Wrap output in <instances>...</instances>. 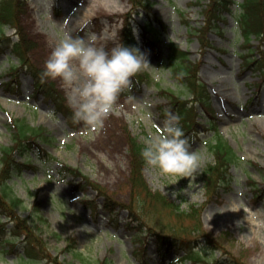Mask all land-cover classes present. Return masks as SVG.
<instances>
[{"label":"rangeland","instance_id":"1","mask_svg":"<svg viewBox=\"0 0 264 264\" xmlns=\"http://www.w3.org/2000/svg\"><path fill=\"white\" fill-rule=\"evenodd\" d=\"M145 1L147 7L140 6L137 11L135 8L131 10L130 0H116V11L96 6L86 15L81 14V10L89 7L82 0H28L21 22L31 38L41 43L40 47L29 53L31 61L41 68H45L46 60L65 33L86 41L94 36L95 44L108 51L118 46L119 34L130 12L138 34L142 33L141 27L146 25L147 19L155 27L160 26L162 32L157 40L150 33L140 50L149 64L145 70L152 73V79H144L139 88L131 86L130 90L124 91L100 130L92 129L83 122L72 126L64 113L55 112L42 96L33 95L32 78L25 71L21 73L19 91L14 93L6 90L2 83L9 79V75L3 73V69L11 64L19 65L20 62L10 50L8 59L4 55L0 56V145L11 143L10 117L22 118L33 126H41L50 137V140L42 141V146L51 154L49 159L33 158L36 168L26 169L11 179L13 190L23 199L24 204L16 214L40 226L42 231L39 236L44 240L46 250L56 256L59 262L171 263L159 258L156 236L150 230L135 235L137 232L126 226V219L129 218L126 209L119 211L118 220L111 221L109 214L101 208L95 213L92 205L84 201L97 198V204H100L102 198L92 188L86 193L75 191L70 176L60 179L62 176L57 171V160L79 167L110 195L125 203L130 202L134 189H130L128 182L131 168L126 132L136 135L145 146L150 136L163 130L165 121L179 118L176 112L168 111L173 98L163 90H172L183 99L189 94L188 89L186 94L184 91L177 93L182 92L186 82L174 76L170 65L166 64L168 45L176 43L188 52L196 64L195 76L206 86L220 133L232 145L240 160L229 168L232 177L230 187L220 188V195L214 194L211 197L212 194L204 185L202 171L214 159L205 141L213 135V130L209 128L208 118L203 115V111L194 104L200 122L196 123V127L193 125L192 131L187 134L194 135V140L189 141L191 150L201 157V166L194 178H181L173 184L148 166L144 171L145 178L153 190L163 193L169 201L185 209V212L193 214L194 207L198 209L205 232L211 233V237L218 239L221 245L222 249L212 252L216 256L231 257V254H235L238 263L264 264V73L253 72L243 66V38L236 28V21L229 14L227 22L219 21L224 35L221 36L215 28L204 29L206 39L202 41L198 31L203 32L206 17L202 8L209 0ZM237 6L233 4V9ZM148 9L152 17L148 15ZM5 29L7 34L15 36L14 29ZM105 36L107 39L102 42ZM138 37L141 38V35ZM249 45L256 53L264 52V36L253 34ZM53 81L63 91L66 104L74 111L61 81ZM215 87L226 88V94L215 92ZM185 113L186 117L187 114L194 115L190 109H185ZM249 177L262 189L263 198L259 201L254 197L257 190H254ZM34 203L39 205L43 219L36 218L32 207ZM166 211L164 209L162 214L154 218L156 224H168L167 227L172 229H186L195 222L190 217L179 220L166 214ZM5 220L2 214L0 221ZM6 229L3 238L11 241L0 244V264H52L34 260L22 263L24 259L20 262L17 256L20 250H8L10 243L14 242V235L8 234L9 230ZM139 237L147 243L146 252L136 248L140 245ZM196 237L200 239L198 246L207 248L210 255L211 248L206 243L207 239L202 235ZM69 239H72L73 245L66 250ZM167 252L169 260H174L176 251L170 249ZM184 262L193 264L190 259ZM174 264L182 262L176 261Z\"/></svg>","mask_w":264,"mask_h":264},{"label":"trees","instance_id":"2","mask_svg":"<svg viewBox=\"0 0 264 264\" xmlns=\"http://www.w3.org/2000/svg\"><path fill=\"white\" fill-rule=\"evenodd\" d=\"M135 8L144 4V0H132ZM231 0H209L202 9L206 17L203 26V32L198 31V35L202 38V41L206 39L205 30H211L213 28L218 29L220 34L223 33V29L219 26V21H225V12L233 13L236 19L237 25L241 30V34L245 39L244 43V58L245 68L253 69L264 73V52H256L249 45L251 36L264 35V0H244L239 3V9L233 12L231 9ZM28 6L27 0H0V53L10 48L12 53L16 54L20 59L21 66L10 65L6 71L10 74L11 82L6 84V88L17 91L20 86L19 75L22 70H25L33 77L34 81V94H41L44 99L54 104L56 111H62L70 120H73V111L65 103L66 98L63 92L57 87L56 83L42 75L44 68H41L34 64L29 53L37 47L41 46V43L34 41L26 28L21 22V16ZM12 26L17 30V39H13L12 36L5 35L4 26ZM152 22L145 25V29L153 30L159 33L158 27H154ZM121 44L125 47L138 49L139 41L134 34V27L130 21L126 22V25L121 32ZM168 63L171 66L173 75L186 82V85L182 87L183 91L186 89L191 92L193 99L202 106V108L208 113L209 116L214 117L213 111L210 109L211 103L209 101V95L206 86L203 82L195 76L196 64L190 59L187 51L181 49L175 44H170V52L168 54ZM144 74L142 72L137 75ZM150 74L145 73V76L150 78ZM141 78V77H140ZM164 92L172 97L173 107L175 108L181 117V121L184 122V126L190 127L192 124L189 122V115L185 113V109H194L193 103H189L187 99L181 98V95H177L172 90H164ZM187 95V94H186ZM193 101V100H192ZM188 104H190L188 106ZM190 107V108H189ZM186 118V119H185ZM188 118V119H187ZM192 118V117H191ZM126 127V125H125ZM124 127V129H125ZM9 130L11 132V143L8 145H0V212L8 215L9 219H12L13 225L10 227V234L15 235L20 241L18 247H21L25 254L24 260L34 259H51L54 264H63L59 262L56 256H53L46 250L44 240L40 237L42 231L37 224H31L26 218H21L16 211L19 207H22L23 199L15 193L11 178L16 174H21L24 168L32 167L31 152H35L40 158L47 159L50 154L41 145L42 141L50 140V137L43 130L41 126H33L25 119L11 118L9 121ZM128 130V129H125ZM126 132V131H125ZM127 139L129 140V156H130V174L128 182L130 189H134L132 192L133 199L130 202H123L115 199L111 196L101 185L92 181L86 174H84L80 168L74 167L59 161V174L64 177L72 175L74 178H79L73 184L75 189L86 191L92 187L98 191V193L104 196L103 208L110 213L111 220H118V212L121 209H128V219L126 226L135 230L141 235L143 231L150 230L156 237L157 247L160 251L162 258L165 257L164 250L173 248L177 251L185 249L187 253L182 256H177L176 259L184 260L185 258L191 259L196 264H210L211 260L206 258V254H203L201 249L194 247V244L198 242L199 238L196 236H204L208 242L207 245L213 247L212 249H222L218 239L211 237V233L205 232L206 228L200 220L199 211L194 207V213L185 212V209H181L175 203L169 201L167 197L159 192L153 190L149 186L145 178L146 164L142 158L141 152L145 147L138 139L137 136L132 133L126 132ZM208 149L214 155V161L206 165L202 171V177L205 182V187L212 195H220V188L227 189L231 184V173L229 172L230 166L237 164L240 160L234 148L223 138V136L217 132L215 138L208 142ZM18 157H22L19 159ZM257 165L256 163H254ZM254 183L255 196L261 198L262 194L254 180L249 178ZM259 189V190H258ZM150 202V203H148ZM88 204L92 205L94 209L97 208V204L92 201H88ZM37 208V209H36ZM166 209L168 215L177 217L181 220L183 217H190L195 222L186 229H172L167 225L156 224L154 218L158 214H162ZM34 210L37 219L41 216L38 212V205H34ZM6 224H0V231L5 230ZM72 240V239H71ZM69 239L67 248H71L73 242ZM137 240V239H136ZM140 245L137 246L139 250L146 251V242L142 237H139ZM1 241V239H0ZM11 248H16L15 244L11 245ZM211 249V250H212ZM79 253V252H77ZM213 259V255L210 256ZM227 261L228 264H245L244 262H237V255L226 257L224 259L214 258V263L221 264L223 261ZM210 262V263H209ZM100 264H105V261H101Z\"/></svg>","mask_w":264,"mask_h":264},{"label":"clouds","instance_id":"3","mask_svg":"<svg viewBox=\"0 0 264 264\" xmlns=\"http://www.w3.org/2000/svg\"><path fill=\"white\" fill-rule=\"evenodd\" d=\"M149 67L139 49L118 45L110 51L89 40L64 38L53 48L42 75L59 80L74 109V122L100 130L112 114L119 96L132 86V78ZM179 118L165 121L163 130L145 141L141 155L145 164L173 184L194 178L201 157L191 150L189 139L178 126Z\"/></svg>","mask_w":264,"mask_h":264},{"label":"bare ground","instance_id":"4","mask_svg":"<svg viewBox=\"0 0 264 264\" xmlns=\"http://www.w3.org/2000/svg\"><path fill=\"white\" fill-rule=\"evenodd\" d=\"M82 3L84 5H86L87 7H89V9L83 8L81 10V14H86V15H88L90 13V10H93L96 6H98V7L104 6V7H107L108 9H110L112 11H116V9H118L116 7L117 6L116 0H82ZM119 10L121 11L122 9L119 8ZM102 34H104V33H102ZM106 39H107V37L105 36L101 39V41L103 42ZM218 81H222V80L218 79ZM214 90H215V92L218 91L221 94H223L226 91V88L215 87ZM221 94H218L217 96H220ZM225 94H226V92H225Z\"/></svg>","mask_w":264,"mask_h":264}]
</instances>
